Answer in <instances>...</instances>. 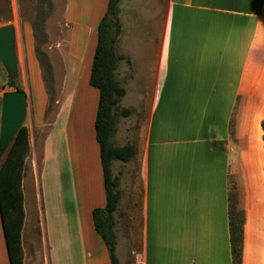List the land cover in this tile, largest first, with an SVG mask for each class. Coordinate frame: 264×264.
Returning a JSON list of instances; mask_svg holds the SVG:
<instances>
[{
	"label": "crops",
	"instance_id": "crops-1",
	"mask_svg": "<svg viewBox=\"0 0 264 264\" xmlns=\"http://www.w3.org/2000/svg\"><path fill=\"white\" fill-rule=\"evenodd\" d=\"M124 1L119 5L122 33L117 51L126 60L120 64L131 65L130 79L145 81L152 95L141 147L132 144L136 154L131 161L139 162L142 193L141 243L134 264H264V0H133L128 8ZM107 3L64 0L62 18L71 36L65 39L66 45H60L62 95L41 155L34 128L43 126L48 95L30 44L36 89L31 85L33 118L26 124V115L23 123L30 157L22 178V264H77V239L84 264L94 257L85 247L84 235L87 231L97 236L91 213L105 206L104 193L95 202L86 166L72 153L68 130L86 94L93 96L94 109L98 104L99 93L89 85V77L96 28ZM77 35L95 38L79 56L71 50ZM24 58L29 77L27 52ZM122 70L128 72V68ZM4 72L0 66V112L2 95L10 91ZM138 89L134 96L143 94V88ZM98 158L100 171L99 151ZM42 163L49 164L54 182L52 224L47 228L52 230L51 247L41 216V245L37 240V247L30 250L25 180L27 175L34 177L36 186ZM116 163L120 162L113 166ZM61 167L71 177L70 190L76 200L79 232L72 236L62 213ZM122 202L121 194L118 210ZM38 203L40 207L39 192ZM115 236L118 239L116 232ZM0 264H9L1 218Z\"/></svg>",
	"mask_w": 264,
	"mask_h": 264
},
{
	"label": "rangeland",
	"instance_id": "rangeland-1",
	"mask_svg": "<svg viewBox=\"0 0 264 264\" xmlns=\"http://www.w3.org/2000/svg\"><path fill=\"white\" fill-rule=\"evenodd\" d=\"M133 0H125L124 6L128 8L131 6ZM64 7V0H0V26L11 24L15 30V50L18 57V82L14 83L21 90L28 95L27 119L28 124L30 118H33L32 103L30 97L31 85L35 88V73L32 67V53L30 44H32L33 52L40 63V83L43 82L48 95V103L44 112L43 126L40 130L34 128V136L37 143H40V155L42 142L49 134L54 117L57 113L58 106L56 102L61 99L63 86V57L61 51V44L66 45L65 39H69L71 33L68 27L64 24L62 12ZM120 20V19H119ZM122 33V26H121ZM120 33V34H121ZM76 38L73 54L79 56L83 50V46H92V41L95 38L86 40L85 35ZM120 36V35H119ZM118 36V37H119ZM85 40H84V39ZM80 41V42H79ZM64 42V43H63ZM78 42L80 44H78ZM118 42V38H117ZM89 45V46H88ZM116 53L117 43L115 46ZM27 52V59L29 61L30 73L28 77V64L24 58V53ZM116 69V79L128 91V95L121 100L120 107L127 108L132 111L129 117H118L117 131L113 138V144L120 146L123 144H136L141 147V132L143 133V126L147 117L149 104L152 100V95H148V86L145 81L133 80L131 78V65L120 64ZM0 66H3L0 62ZM122 68L127 69L128 72H123ZM5 71V70H4ZM6 73V71L4 72ZM7 75V73H6ZM25 75V76H24ZM7 77V82H11ZM42 78V79H41ZM69 83L67 92L69 91ZM142 87L143 94L141 96H134L133 92L139 91ZM9 90H13L8 87ZM36 89V88H35ZM96 91V90H95ZM80 105L76 108L75 124H71L68 130L70 145L72 147L73 155H79L80 162L86 166L87 181L95 190V202H100V195L104 193L102 172L98 170L99 148L94 141L93 122L96 116L97 105L94 109V99L91 94H86L80 101ZM134 109L136 113H134ZM94 110V111H93ZM91 119V120H90ZM5 155V154H4ZM0 156V160L4 158ZM99 159V158H98ZM75 161V159H74ZM100 169V167H99ZM61 174L59 176L61 199L64 203L63 214L67 232L72 236L76 230L78 234L77 218L75 215V198H73L70 187L72 184L69 173L61 167ZM112 174L118 176L120 179L121 194L123 202L121 208L117 211L118 215L115 218V232L116 238V254L120 264H134L136 254L140 251V228H141V182L139 178V162H130L128 164L116 163L112 166ZM75 180L78 185V174L75 172ZM54 185L52 182V175L49 171V164H40V179L35 186L34 177L27 175L25 180L26 188V209L27 219L30 224L27 230V239L31 238L33 244L30 245V250L37 247V240L41 245L42 227L39 225V218L44 219L45 235L50 243V232L48 230L49 223L52 224V204L50 200L53 198L51 190ZM119 186V187H120ZM79 188V186H78ZM39 189V191H38ZM120 189V188H119ZM38 192L40 195V207L38 203ZM78 199L81 206L82 219L84 220V213L82 209L81 192L78 190ZM105 199V193H104ZM86 220H84L85 223ZM85 229V228H84ZM86 231V230H85ZM87 232V231H86ZM85 232L84 241L85 247L94 254L93 260L89 264H110L107 250L100 242L97 236L87 235ZM39 235V236H38ZM37 237L40 239H37ZM73 239V238H71ZM70 239V240H71ZM80 240L77 239V264H84L80 256ZM96 260V261H95Z\"/></svg>",
	"mask_w": 264,
	"mask_h": 264
},
{
	"label": "trees",
	"instance_id": "trees-1",
	"mask_svg": "<svg viewBox=\"0 0 264 264\" xmlns=\"http://www.w3.org/2000/svg\"><path fill=\"white\" fill-rule=\"evenodd\" d=\"M120 2L121 0H108L106 12L97 25L96 46L89 77V85L99 93L94 131L105 193V206L93 209L91 215L94 231L107 250L110 264H120L116 254L114 231V214L118 211L121 199L120 179L112 174V166L114 162L127 164L136 154V148L132 144L122 147L113 144L118 117L126 118L132 114L130 109L120 107L126 89L116 79L115 74L118 63L126 60L115 50L121 33ZM7 86L13 91L21 90L12 81ZM261 126L264 129V122ZM29 157L28 130L22 125L4 158L0 160V218L9 264H22L23 261L21 232L25 214L22 178Z\"/></svg>",
	"mask_w": 264,
	"mask_h": 264
},
{
	"label": "water",
	"instance_id": "water-1",
	"mask_svg": "<svg viewBox=\"0 0 264 264\" xmlns=\"http://www.w3.org/2000/svg\"><path fill=\"white\" fill-rule=\"evenodd\" d=\"M0 62L10 80L18 82V58L13 25L0 26ZM27 115V94L23 90L5 92L1 98L0 156L11 146Z\"/></svg>",
	"mask_w": 264,
	"mask_h": 264
}]
</instances>
